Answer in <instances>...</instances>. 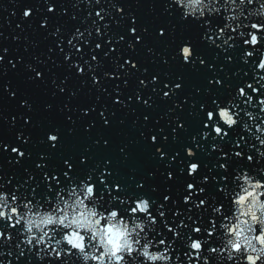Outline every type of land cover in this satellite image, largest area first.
<instances>
[{
  "label": "snow or ice",
  "instance_id": "obj_1",
  "mask_svg": "<svg viewBox=\"0 0 264 264\" xmlns=\"http://www.w3.org/2000/svg\"><path fill=\"white\" fill-rule=\"evenodd\" d=\"M13 4L0 264H264V0Z\"/></svg>",
  "mask_w": 264,
  "mask_h": 264
},
{
  "label": "water",
  "instance_id": "obj_2",
  "mask_svg": "<svg viewBox=\"0 0 264 264\" xmlns=\"http://www.w3.org/2000/svg\"><path fill=\"white\" fill-rule=\"evenodd\" d=\"M128 3H131L133 5V10H136V0H127ZM141 7L139 8V12L142 14V16L147 17L149 14V4L151 3V0H140ZM15 10V6L13 4V0H0V33H3V36L5 38H0V44H3L4 46L12 47L13 49H20V54H24L23 49L25 46H27V41H21L19 43L15 42L12 39L13 36V28H15L17 21V17L11 16V12ZM9 21H11V27H9ZM15 34H19V29L16 30ZM33 39H38L35 34H32ZM32 51H36L33 49ZM159 67L163 68L162 65ZM232 71H235L236 69L233 68L231 65L229 66ZM164 71H167L168 69L163 68ZM9 78L13 79V82L16 83V79L14 78L13 73H9ZM191 83L197 84L199 86L200 81L199 78L193 75ZM2 91V90H0ZM0 106L8 107L7 104L0 103ZM163 111V109H161ZM5 115H8V112L5 113ZM131 131V134L135 136L136 130L135 129H129ZM0 163L5 164V167L7 170H11L7 166V162L3 159H0Z\"/></svg>",
  "mask_w": 264,
  "mask_h": 264
}]
</instances>
